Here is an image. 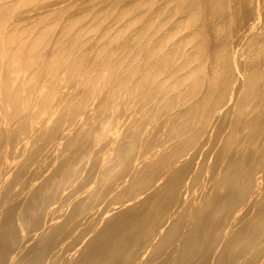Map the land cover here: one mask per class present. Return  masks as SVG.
Wrapping results in <instances>:
<instances>
[{
  "label": "bare ground",
  "instance_id": "1",
  "mask_svg": "<svg viewBox=\"0 0 264 264\" xmlns=\"http://www.w3.org/2000/svg\"><path fill=\"white\" fill-rule=\"evenodd\" d=\"M7 17L0 264H264V0H163L137 38L176 24L135 80L88 59L81 18L59 35Z\"/></svg>",
  "mask_w": 264,
  "mask_h": 264
},
{
  "label": "rangeland",
  "instance_id": "2",
  "mask_svg": "<svg viewBox=\"0 0 264 264\" xmlns=\"http://www.w3.org/2000/svg\"><path fill=\"white\" fill-rule=\"evenodd\" d=\"M162 4L163 0H121L111 8L103 10V6L93 9L89 0H9L7 7H10L11 11H6L8 12L6 16H8L7 20L11 26L18 25L21 21L17 19H20L21 16L22 18L23 16H30L25 20L26 22L23 21L22 24L18 25L19 31L33 26H38L39 31H44L47 26L54 29L53 23L59 20V26L55 31L59 35L67 23L81 18L82 24L78 25L71 34L77 33V31H86L87 40L82 50L88 59L92 61L97 55H101L102 58L112 54L114 62H117V59L125 62L123 70L118 69L121 73L130 67L136 69L137 73L132 78L135 80L145 69L144 65L146 64L145 59L137 58L138 53L147 52L148 47L154 46L157 39L163 37L165 31L168 28H173L176 24L178 17L164 21L165 28L158 30L150 40L137 38V32L149 22V19L160 9ZM40 12L45 14L39 17L38 13ZM169 15H171L170 12L163 13L162 18L165 19ZM18 16L20 17L18 18ZM5 17L0 16V21L6 19ZM95 18L98 19L95 20ZM154 28L155 26L151 30ZM175 38L177 39L179 36ZM96 44L98 47L95 48ZM132 47H134L133 50H131ZM87 48H92L93 51ZM162 51L156 54L153 52V59L157 58ZM105 86V88L114 87V78L107 81ZM122 91L126 92L124 89ZM107 93L109 92L107 91ZM123 106L122 99L114 101L113 109L116 110L114 116L121 113ZM168 115L169 113L161 118V121H156L154 124L161 123ZM104 116L105 113L100 112L95 119L101 121ZM135 120H137V116L132 113L127 125L132 124Z\"/></svg>",
  "mask_w": 264,
  "mask_h": 264
}]
</instances>
